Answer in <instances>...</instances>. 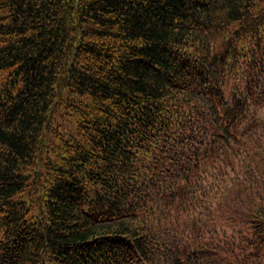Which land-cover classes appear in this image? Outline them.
I'll return each instance as SVG.
<instances>
[{
	"label": "trees",
	"instance_id": "16d2710c",
	"mask_svg": "<svg viewBox=\"0 0 264 264\" xmlns=\"http://www.w3.org/2000/svg\"><path fill=\"white\" fill-rule=\"evenodd\" d=\"M0 264H264V0H0Z\"/></svg>",
	"mask_w": 264,
	"mask_h": 264
}]
</instances>
